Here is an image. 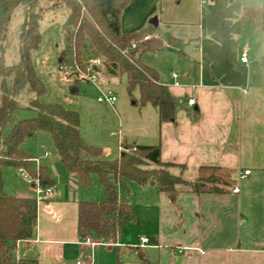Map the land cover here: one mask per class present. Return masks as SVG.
Instances as JSON below:
<instances>
[{
  "label": "crops",
  "instance_id": "obj_1",
  "mask_svg": "<svg viewBox=\"0 0 264 264\" xmlns=\"http://www.w3.org/2000/svg\"><path fill=\"white\" fill-rule=\"evenodd\" d=\"M201 1L204 9H199V19H206L207 23L199 22L195 31L172 26V21L178 22L177 19L184 17L186 7H171L170 0L151 3L131 0L120 16L122 32L145 27L153 16L157 17L154 36L162 41V47L154 52L173 48L178 51L177 56L184 59L183 64L179 59H167L170 64L179 63L183 69L179 73L165 72L160 64L150 63L144 53L141 54L145 57V65L155 67L159 81L178 101L174 120L159 122L155 108L149 103L130 105L126 98L118 102L116 92L109 88L115 93L116 101L96 106L83 133L79 118V131L88 143L99 146L107 159L117 158L125 143L158 145L161 161L170 163L169 173L192 182L202 165L227 167L234 170V184L220 193H196L189 185L178 183L171 194L160 192L153 185L131 187L130 193L124 194L118 191L117 185L118 201L134 206L135 219L115 237H81L78 203L100 201L103 190L97 189L100 198L91 196L86 191L88 188L78 182L74 173L67 172L59 160L53 157L46 161L48 152L44 151L40 154L39 165L51 164L52 192L49 197L36 201L37 216L31 236L11 244L14 261L29 260L34 264H69L75 260L91 264H264V65L248 58L249 47L247 44L241 46L246 38L245 26L240 25L242 7L256 3L254 0ZM55 2L36 0L33 9L42 12ZM157 5H160L159 12H156ZM41 21V41L33 63L44 80L42 73L48 79L50 75L53 77L55 65L49 37L45 35L44 38L43 34L53 27L47 24L42 31ZM254 22L260 28L259 22ZM160 25L165 32H158ZM174 39L181 43L172 42ZM186 43H190L189 48L183 51L180 47ZM244 50L247 63L240 61ZM110 77L112 81L119 78ZM188 97L194 99L191 106L186 102ZM37 133L40 132L34 134ZM244 170H250L249 174L243 176ZM20 173L19 168H3L5 191L35 198L32 185L24 187L14 181L18 174L24 179ZM234 187L238 190L234 191ZM133 190L136 196L132 195ZM86 237L97 243H86ZM143 237L149 242L141 245Z\"/></svg>",
  "mask_w": 264,
  "mask_h": 264
},
{
  "label": "trees",
  "instance_id": "obj_2",
  "mask_svg": "<svg viewBox=\"0 0 264 264\" xmlns=\"http://www.w3.org/2000/svg\"><path fill=\"white\" fill-rule=\"evenodd\" d=\"M36 0H0V264H34L33 261H14L11 244L31 236L36 223L35 198L20 197L5 191L3 168L25 170L38 179L42 187H52L53 177L47 166H34L33 156L22 148L25 140L36 132L50 136L62 167L75 174L78 182L87 186L91 173L98 176L103 186L100 201L82 200L78 203V232L81 237L94 235L107 239L115 237L135 219L131 203L119 202L117 185L126 181L139 185H153L160 192L173 193L175 185H189L196 193H220L234 184L233 169L202 165L197 178L188 182L167 171L170 163L162 162L158 145H122L117 158L107 159L103 150L88 143L79 131V114L59 103L43 102L40 97L46 85L37 74L33 53L41 41L39 21L42 12H35ZM131 0H64L68 10L62 25V47L57 64L69 67L67 76L84 72L88 64V49L102 59L105 71L112 76H123L129 95L137 90L133 104L153 106L159 122L174 120L178 101L167 86L158 79L156 71L141 62L145 51H156L162 41L154 36L156 26L148 25L130 32L120 30V16ZM22 11L17 33L18 59L5 61L6 41L15 9ZM258 21L264 31V3L245 5L240 14V25ZM151 34L149 38L144 36ZM172 42L181 43L174 39ZM134 43V46L131 44ZM264 63V50L261 55ZM63 71V70H62ZM31 111V117L23 113ZM195 113V111H193ZM149 264L148 262H146ZM118 264V263H117Z\"/></svg>",
  "mask_w": 264,
  "mask_h": 264
},
{
  "label": "rangeland",
  "instance_id": "obj_3",
  "mask_svg": "<svg viewBox=\"0 0 264 264\" xmlns=\"http://www.w3.org/2000/svg\"><path fill=\"white\" fill-rule=\"evenodd\" d=\"M55 4H52L50 8L45 9L42 11V31L45 30V27L48 25H51L50 27H53L52 29H49L48 31H45V35L49 37L50 41V53L53 54L52 58L54 59V69H53V77L50 75V78H47V75L45 73H42L43 77L45 78L44 84L46 85L47 91L46 93L40 97V100L46 101V102H52V103H59L63 105L64 107L68 109L76 110L79 114V118L81 120V126L80 131L83 133L85 124L88 123L89 117L91 112L96 106H100L101 103L97 102L96 98L97 95L102 91L103 88H111L114 92H116L118 97V102L121 101L123 98H126L127 101H129L130 105H135L132 103L133 100H137L138 93L137 90H133L131 95L128 94L126 87H125V80L123 76H119L117 79L111 80L110 75L105 71L102 59L98 56V54L93 51L92 49H88L87 51V58L88 60H97L96 62L92 63V61H89V65L93 64L95 65V69L97 71V78L94 81L91 80H82L79 78V81L75 84V78L76 75L72 74L70 76H67V74L64 72L65 70H60L57 64V55L59 50L62 47V33H61V26L59 27V24H62L68 10L64 4V0H56ZM154 0H143L145 3H151ZM166 1V0H165ZM171 1V7H186V11L184 13V17L181 19H177L178 22L172 21V26L175 25V27H178L182 30H189V31H195L196 27L198 26V23L201 22L202 24L207 23V20H200V10H203L204 4L201 0H170ZM209 0H204V2H208ZM249 1V0H247ZM257 5L264 3V0H254ZM164 4V2H162ZM198 5L201 6V8H198ZM147 6V5H146ZM144 6V7H146ZM160 5H157L156 12H159ZM200 9V10H199ZM34 10V9H33ZM22 18V11L20 8H17L14 10L11 23L9 27V32L7 36L6 45L7 48L5 50V61L7 63H12L18 59V52H17V33L19 29V25ZM218 19V18H217ZM212 23V22H211ZM149 24H147L148 26ZM222 25V24H221ZM258 26L257 22H252L247 25H245L244 28V34L246 35V38L242 40L241 46H247L249 47L248 52V58L250 61L252 59H256L259 61V64L261 62V53L264 49V31H262ZM256 29V30H255ZM157 30V28H156ZM165 32V29L160 25L158 27V32ZM48 32V33H47ZM151 35V34H148ZM190 43H186L184 45H181V49L183 51H186L189 48ZM38 51H35L33 53V60L36 57ZM146 57V59L155 65L160 64L163 68V71L170 72L171 70H174L176 72H180V70L183 69V67H180L181 65L179 63L170 64V62L167 59H174V61H177L176 59H179L180 63H184V59L181 57H178V51H175L173 48H164L163 52H154V51H145L143 52ZM51 54V55H52ZM140 57L141 62L145 64V61H143V58ZM37 65H39V62L37 60ZM148 65V64H147ZM264 65V63H262ZM152 68H155L154 66L148 65ZM47 69V68H45ZM68 70L69 67L67 68ZM46 72V71H45ZM98 86H97V85ZM138 105V104H136ZM135 105V106H136ZM33 114L31 111H26L23 113V117H31ZM43 135V136H42ZM44 137V140L43 138ZM22 147L26 149L27 151H30L32 154H34L35 157L38 158L39 163L41 162L39 160L40 154L43 155L44 151L48 152V156L46 158V161H50L53 159L58 160L56 149L54 147V144L46 132H40L37 134H34L33 136L29 137L25 140ZM46 166L48 167L50 173H52L51 164L46 163ZM53 166V165H52ZM17 185H23L24 187H28L29 184L22 179L19 174L16 175V177L13 178ZM91 181L90 184L86 186L88 190H86L88 193L92 194L91 196L100 198L98 195L97 197V189L103 190L102 184L99 182L98 176L95 173H91ZM126 185L128 186L125 188V186L118 185V191L121 190V193L129 194L131 187H141V185L132 182V181H126ZM116 187V188H117ZM129 188V190H128ZM134 192V190L132 191ZM15 194V193H13ZM12 194V195H13ZM33 195V193H30ZM99 194V193H98ZM133 196H136V192L132 194Z\"/></svg>",
  "mask_w": 264,
  "mask_h": 264
},
{
  "label": "built area",
  "instance_id": "obj_4",
  "mask_svg": "<svg viewBox=\"0 0 264 264\" xmlns=\"http://www.w3.org/2000/svg\"><path fill=\"white\" fill-rule=\"evenodd\" d=\"M149 37H150V35H146L143 37V39H147ZM131 46H134V43H132ZM89 61H88V64L86 65L85 71L79 73V78L94 81L97 78V71L95 69V65H93V64L89 65ZM91 61H92V63H94L97 60L93 59ZM240 61L244 62V63L248 62L247 54H246L245 50L240 55ZM61 69L66 70L67 68H66V66H61ZM172 75H173V77H176L175 73H173ZM175 85H178V82H175ZM116 99H117V97H116L115 93L109 88H103L102 91H100V93L97 95V98H96L97 102H100L102 104H110V105L113 104L116 101ZM181 101H182V99H179V102H181ZM186 102L188 105L191 106L194 104V99L192 97H188ZM31 161L33 162V164L36 168L39 166L38 158L33 157V158H31ZM249 172H250V170H244L243 176L249 174ZM20 175L26 180V182L28 184L33 186L34 191H35V200L36 201H41L42 199H45L51 195V192H52L51 187H42L40 185L38 179L33 178L25 170L21 169ZM233 189H234V191L238 190L237 187H234ZM84 241L86 243L91 244V245H94L97 243V242L91 240L90 237H86L84 239ZM148 242H149V240L147 238H144V237L141 238V245L147 244ZM69 264H91V263L84 262L81 260H75Z\"/></svg>",
  "mask_w": 264,
  "mask_h": 264
},
{
  "label": "water",
  "instance_id": "obj_5",
  "mask_svg": "<svg viewBox=\"0 0 264 264\" xmlns=\"http://www.w3.org/2000/svg\"><path fill=\"white\" fill-rule=\"evenodd\" d=\"M149 24L156 26L157 25V17L153 16L150 20H149Z\"/></svg>",
  "mask_w": 264,
  "mask_h": 264
}]
</instances>
